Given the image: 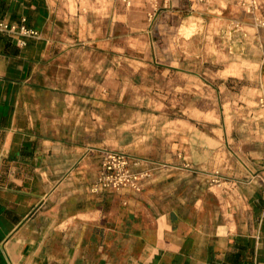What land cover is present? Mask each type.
<instances>
[{"label":"crops","instance_id":"obj_1","mask_svg":"<svg viewBox=\"0 0 264 264\" xmlns=\"http://www.w3.org/2000/svg\"><path fill=\"white\" fill-rule=\"evenodd\" d=\"M72 8L86 12L0 0V19L38 32L0 31V264H264V158L219 183L172 166L138 191L94 187L101 155L54 82Z\"/></svg>","mask_w":264,"mask_h":264},{"label":"rangeland","instance_id":"obj_2","mask_svg":"<svg viewBox=\"0 0 264 264\" xmlns=\"http://www.w3.org/2000/svg\"><path fill=\"white\" fill-rule=\"evenodd\" d=\"M71 2L86 12L57 34L54 82L101 160L149 171L142 188L172 166L212 184L264 158V0Z\"/></svg>","mask_w":264,"mask_h":264},{"label":"built area","instance_id":"obj_3","mask_svg":"<svg viewBox=\"0 0 264 264\" xmlns=\"http://www.w3.org/2000/svg\"><path fill=\"white\" fill-rule=\"evenodd\" d=\"M0 31L22 36H35L38 34L37 30L27 28L24 23H14L3 19H0ZM17 41L21 44L25 43L24 38ZM128 165V160L124 155L114 151H106L101 160V167L94 187L140 190L142 185L141 179L149 176V171H132ZM211 181L215 183L220 182L217 171L213 173Z\"/></svg>","mask_w":264,"mask_h":264}]
</instances>
